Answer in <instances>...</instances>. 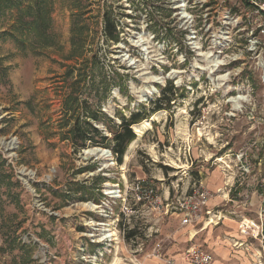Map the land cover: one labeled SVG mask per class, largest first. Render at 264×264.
Masks as SVG:
<instances>
[{
  "label": "rangeland",
  "instance_id": "rangeland-1",
  "mask_svg": "<svg viewBox=\"0 0 264 264\" xmlns=\"http://www.w3.org/2000/svg\"><path fill=\"white\" fill-rule=\"evenodd\" d=\"M105 13L116 25V41L104 32ZM263 13L264 0H54L49 46L22 50L0 36L6 67L0 139L15 137L17 146L11 156L0 146L1 211L5 237L33 247L29 264H80L79 220L83 215L101 220L85 212L84 204L99 202L103 185L116 182L128 188L136 182L153 185L162 206L132 204L125 226L134 227L135 236L123 240L116 232V242L97 257H85L87 264H191L183 258L192 245L189 229L173 212L164 213L165 200L182 198L216 173H251L234 179L244 192L259 189L264 176ZM8 24L0 17V31ZM169 82L175 100L169 110L154 112L157 118L140 135L132 126L136 137L126 161L123 155L125 166L84 154L107 149L103 146L74 150L70 128L77 116L84 126V109L99 122L85 121L109 134L110 121L119 124L121 115L148 112ZM239 152L245 153V169L237 166ZM22 169L40 179L52 171L49 184H38L43 208L32 206L17 179ZM209 191L210 199L218 195ZM210 233L230 249L228 238L236 236L237 226ZM24 234L39 242H20ZM89 250L93 254L94 246Z\"/></svg>",
  "mask_w": 264,
  "mask_h": 264
},
{
  "label": "built area",
  "instance_id": "built-area-1",
  "mask_svg": "<svg viewBox=\"0 0 264 264\" xmlns=\"http://www.w3.org/2000/svg\"><path fill=\"white\" fill-rule=\"evenodd\" d=\"M15 140V137L9 139L8 141L0 139V146H4V149L9 150V156L15 154L14 150H12V148L17 147L14 146L16 143ZM102 150L104 151L106 160L110 161L109 165H115L117 162L111 149L107 148ZM235 156L236 160L240 164L237 165L238 168L245 169L247 164L242 162V160H244V162L247 161L245 153L239 152ZM50 172L44 174L43 178L41 179L37 173H35V171L30 169H22L20 171L18 170V173H16L17 179L20 181L26 192L31 196L33 207L35 206L38 209L43 208L42 206L44 204L41 200V194L39 192V188H42V185L39 187L38 184H40V182L49 184L53 176V174ZM224 174L226 177L225 186L228 188V192H230L231 189L238 186V184L234 182V179H236L239 174L244 175L241 177L243 178L242 180H244L249 177V174L251 173ZM253 174L256 175V173ZM255 175L253 177H255ZM220 190L221 189H217L215 192L218 193ZM259 190L264 199V176L259 182ZM101 192L102 197L100 198L99 202L94 203L93 199H91L92 202H87L96 206L95 209H89L87 203L84 204V206L87 207V209H84L85 212H94L101 217V220H95L83 215L78 223L83 228L80 232L81 238L76 245L79 253V262H81L80 264H87L90 262L89 259L91 256L97 257V255L101 254L99 251L104 250L105 246H112L117 239L115 235L116 232L123 240H125V221H128L131 214L134 213L132 204L147 203L152 207L162 206V202L157 195L156 188L153 185H149L147 183L145 185L142 182H136L134 187L130 188H128L126 185L120 186L117 182L111 183L110 185L104 184L101 188ZM130 192L133 193L131 196L129 195ZM211 195L212 192L203 187L202 183L198 181V184L194 185L183 195L182 198H176L175 200L166 199L162 208L166 214L168 212H173L176 214L177 218L179 219V223L182 226L190 225L199 220H202L203 222L206 221L208 223H214L216 220H219L221 216L217 210L206 208ZM130 197H132L133 200H130ZM130 201H133V203ZM229 213L233 214L231 211H229ZM257 216L259 219H248L244 217H241V219L239 218V228L243 234L248 235L249 233L252 238L258 240L260 243H263L264 210H259V212H257ZM245 221H247L249 225L244 224ZM108 234H112V236L105 237L106 235L108 236ZM20 242L36 243L39 242V240L32 234H24L20 236ZM90 245L94 246L93 254L90 253ZM248 245H250L249 242L233 241V246L237 248L248 247ZM260 252L261 251H255L254 257L256 258V261L254 264H264V260L261 255L262 252ZM85 257L89 259H86ZM183 258L191 264H212L214 261L213 255L200 245H190L187 247L183 253Z\"/></svg>",
  "mask_w": 264,
  "mask_h": 264
},
{
  "label": "trees",
  "instance_id": "trees-1",
  "mask_svg": "<svg viewBox=\"0 0 264 264\" xmlns=\"http://www.w3.org/2000/svg\"><path fill=\"white\" fill-rule=\"evenodd\" d=\"M54 0H0V17L9 20L8 28L0 31V36L11 39L22 50L26 45H35L37 50L45 48L51 44L50 41V12L52 10ZM264 14V13H263ZM104 32L108 39L116 41L118 39V31L114 21H112L107 13L104 14ZM75 23H73V27ZM1 60V58H0ZM6 75V67L0 61V81L6 83L4 79ZM175 100V88L169 82L160 89V96L150 101L151 107L148 112L141 113L131 111L127 117H120V123L116 124L110 121L106 126L109 134L102 133L92 123L85 121L92 118L98 121L96 113H89L84 109V126L80 123V117H75L74 123L70 128L71 143L74 150L85 148L89 145H99L110 148L115 156L118 164L122 163L123 155L129 143L135 139L136 135L132 131V126L149 117V115L159 110H169L171 101ZM145 110V108H144ZM99 122V121H98ZM136 230L130 227L124 239L134 237ZM3 243L0 252H13L20 250L19 255H14L12 262L14 264H29L31 261V253L33 247L21 245L16 242L14 237H5L3 232ZM19 251V252H20ZM18 256V257H17Z\"/></svg>",
  "mask_w": 264,
  "mask_h": 264
},
{
  "label": "crops",
  "instance_id": "crops-1",
  "mask_svg": "<svg viewBox=\"0 0 264 264\" xmlns=\"http://www.w3.org/2000/svg\"><path fill=\"white\" fill-rule=\"evenodd\" d=\"M225 175L220 176L219 173L213 174L210 178H205V182L200 180L203 187L206 189H211L215 191L221 189L218 192L217 196L211 198L206 206L208 209H215L220 213L221 218L216 220L214 223H208L206 221L199 220L190 225H185L183 227L189 229L188 240L192 241V245H200L206 251L210 252L214 261L212 264H254L256 258L254 257L255 251H260L262 258L264 260V241L262 244L258 240L252 238L249 233L248 235L243 234L239 228V218L241 217L248 219H257L256 210L262 206L264 207V199L260 190L257 188H248L244 192L242 187H234L228 192V188L225 186ZM236 196H234V193ZM240 195V196H239ZM0 247L3 243V232L6 224L5 213L1 211L4 208V205L0 203ZM250 206V207H249ZM231 211L233 214L229 213ZM250 213H253L254 216L251 217ZM239 217V218H238ZM229 224V225H228ZM244 224H248L247 221ZM237 226L236 236H230L228 242L238 241V242H249L248 247H238L234 248L231 243L230 249L219 245L218 241L215 240L214 235L210 233L211 230L220 229L224 226ZM249 225V224H248ZM229 228V227H228ZM210 230V231H208ZM192 231V234H191ZM264 233V232H263ZM191 234V235H190ZM255 234V233H252ZM202 238V243H196ZM14 255H19L18 251L14 250L13 252H0V264H14L12 259ZM18 257V256H17Z\"/></svg>",
  "mask_w": 264,
  "mask_h": 264
},
{
  "label": "bare ground",
  "instance_id": "bare-ground-1",
  "mask_svg": "<svg viewBox=\"0 0 264 264\" xmlns=\"http://www.w3.org/2000/svg\"><path fill=\"white\" fill-rule=\"evenodd\" d=\"M237 98L238 99H242L240 96H238ZM157 115H158V113L153 114L150 118H146V119L142 120V122H140L139 124H134L133 125V129L137 133V135H140L142 133L143 129H145L148 126H150L151 122L157 118ZM134 141L135 140H132V142L130 143L129 147L133 144ZM84 154H86V155L90 154V155H96V156L103 157L104 151L102 149H100V148H90V149H84ZM127 158H128V154L126 152L124 154L125 161L127 160ZM218 160H221V158L220 159L218 158ZM124 164H125L124 162H123V164L121 163L122 166H125ZM107 189H109V188H107ZM88 207H89V209H95L96 208V206H94L92 204H88ZM110 236H112V234H108V236L106 235L105 237H110Z\"/></svg>",
  "mask_w": 264,
  "mask_h": 264
}]
</instances>
